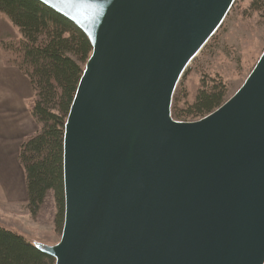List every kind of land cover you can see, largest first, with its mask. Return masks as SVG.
Returning a JSON list of instances; mask_svg holds the SVG:
<instances>
[{"label": "water", "instance_id": "1", "mask_svg": "<svg viewBox=\"0 0 264 264\" xmlns=\"http://www.w3.org/2000/svg\"><path fill=\"white\" fill-rule=\"evenodd\" d=\"M87 37L63 126L54 264H264V48L196 120L174 111L235 0H38Z\"/></svg>", "mask_w": 264, "mask_h": 264}, {"label": "trees", "instance_id": "2", "mask_svg": "<svg viewBox=\"0 0 264 264\" xmlns=\"http://www.w3.org/2000/svg\"><path fill=\"white\" fill-rule=\"evenodd\" d=\"M260 9L259 4L253 6ZM0 14L16 26L20 37L0 38L4 60L29 80L28 101L40 127L26 134L17 158L26 186V207L35 216L49 191L55 205V226L63 224V126L91 45L72 22L38 0H0ZM204 80L192 101L176 106L181 120L198 119L222 104L227 87L220 78ZM0 264H54L22 234L0 225Z\"/></svg>", "mask_w": 264, "mask_h": 264}, {"label": "rangeland", "instance_id": "3", "mask_svg": "<svg viewBox=\"0 0 264 264\" xmlns=\"http://www.w3.org/2000/svg\"><path fill=\"white\" fill-rule=\"evenodd\" d=\"M256 3L260 7L258 10L253 7ZM12 28L14 31L11 36L20 37L19 29L13 24ZM263 48L264 0H235L222 25L182 76L178 96L174 101V111L176 106L194 99L202 85V78H220L227 87V96L232 95L256 63ZM28 101L27 111L30 114ZM39 127L40 124L33 118L25 120L21 140ZM6 131L13 130L0 132V139L6 138ZM3 145L4 143L0 145V150ZM7 166L8 169L0 173V225L27 239L57 242L61 231L55 226L56 205L52 191L48 192L38 213L32 216L26 207L25 176L18 158L16 165L8 163Z\"/></svg>", "mask_w": 264, "mask_h": 264}, {"label": "crops", "instance_id": "4", "mask_svg": "<svg viewBox=\"0 0 264 264\" xmlns=\"http://www.w3.org/2000/svg\"><path fill=\"white\" fill-rule=\"evenodd\" d=\"M12 31L10 20L0 14V38L11 36ZM32 96L33 90L28 78L4 60L0 47V132L13 130L6 131V138L0 139V145L4 143L0 150V173L8 169V163L13 166L17 163L21 129L24 128L25 120H32L27 111V101Z\"/></svg>", "mask_w": 264, "mask_h": 264}]
</instances>
